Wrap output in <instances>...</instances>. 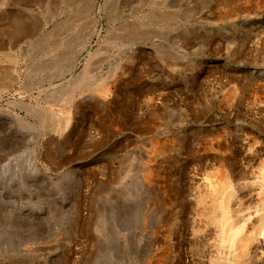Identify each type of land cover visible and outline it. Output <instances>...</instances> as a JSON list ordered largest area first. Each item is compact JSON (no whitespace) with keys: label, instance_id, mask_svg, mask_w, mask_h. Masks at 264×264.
Wrapping results in <instances>:
<instances>
[{"label":"rangeland","instance_id":"rangeland-1","mask_svg":"<svg viewBox=\"0 0 264 264\" xmlns=\"http://www.w3.org/2000/svg\"><path fill=\"white\" fill-rule=\"evenodd\" d=\"M0 54V264L211 263L190 178L264 140V0H0Z\"/></svg>","mask_w":264,"mask_h":264},{"label":"bare ground","instance_id":"bare-ground-1","mask_svg":"<svg viewBox=\"0 0 264 264\" xmlns=\"http://www.w3.org/2000/svg\"><path fill=\"white\" fill-rule=\"evenodd\" d=\"M110 91L109 85L98 89L103 99L109 96ZM256 143V149L252 153L254 159L252 164L248 163L246 167L237 168L232 162L221 159L213 163L216 165L213 171L210 169L211 172L205 173L204 177L199 178L194 174L190 178L194 189L193 204L196 215L194 235L202 240L207 237L211 239L210 236L213 235V241L209 246L212 243L215 255L213 254L214 257L212 255L210 264H264V140ZM159 144L156 147L158 152L156 154L163 155L166 148ZM209 144L210 149L213 150L215 145H219L217 141ZM156 182L158 205L164 208L167 205L170 186L166 182V177L162 175L158 176ZM114 183L117 187L113 191L104 190L108 192L106 199L109 203H115L112 207H116V211L125 214V203L122 199H127L132 190L122 178ZM126 212L128 213L127 209ZM104 215L106 217L105 213ZM101 219H104V216H100L99 220ZM119 232L122 233L117 232L116 237L113 238L110 234L105 235V240L111 238L108 244L113 246V249L116 244L128 243L126 239L128 233L124 228ZM65 240L68 241L67 238ZM123 247L124 254L127 245ZM105 254L107 253L97 252L96 256L103 258ZM149 258L145 264H175L169 261L171 258L176 260L177 255L166 249V253L161 256L152 255ZM64 264H69V261H64Z\"/></svg>","mask_w":264,"mask_h":264}]
</instances>
